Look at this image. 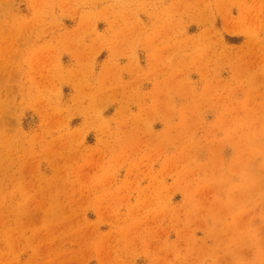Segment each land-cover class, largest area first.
I'll list each match as a JSON object with an SVG mask.
<instances>
[{
    "label": "rangeland",
    "instance_id": "obj_1",
    "mask_svg": "<svg viewBox=\"0 0 264 264\" xmlns=\"http://www.w3.org/2000/svg\"><path fill=\"white\" fill-rule=\"evenodd\" d=\"M0 264H264V0H0Z\"/></svg>",
    "mask_w": 264,
    "mask_h": 264
},
{
    "label": "bare ground",
    "instance_id": "obj_2",
    "mask_svg": "<svg viewBox=\"0 0 264 264\" xmlns=\"http://www.w3.org/2000/svg\"><path fill=\"white\" fill-rule=\"evenodd\" d=\"M229 21V20H228ZM231 23V22H230ZM228 24V23H227ZM232 25V24H231ZM228 26V25H227ZM235 31V30H234ZM240 33H242L241 31H240ZM250 42V41H249ZM252 42V41H251ZM243 50V49H242ZM244 53V52H243ZM246 53V52H245ZM238 55V54H237Z\"/></svg>",
    "mask_w": 264,
    "mask_h": 264
}]
</instances>
